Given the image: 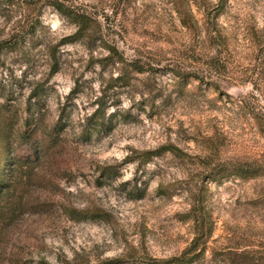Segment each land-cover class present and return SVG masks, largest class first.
<instances>
[{
  "label": "rangeland",
  "instance_id": "rangeland-1",
  "mask_svg": "<svg viewBox=\"0 0 264 264\" xmlns=\"http://www.w3.org/2000/svg\"><path fill=\"white\" fill-rule=\"evenodd\" d=\"M30 2L0 0V264H163L199 199L212 234L191 264L264 252V0H66L100 30L76 41Z\"/></svg>",
  "mask_w": 264,
  "mask_h": 264
},
{
  "label": "trees",
  "instance_id": "trees-1",
  "mask_svg": "<svg viewBox=\"0 0 264 264\" xmlns=\"http://www.w3.org/2000/svg\"><path fill=\"white\" fill-rule=\"evenodd\" d=\"M8 5V7H13L16 4V0H5ZM19 1V0H17ZM30 1L39 2L42 3L44 6H50L57 10L62 16L69 19L71 22H73L76 26V32L74 35L71 36V41L76 40H82L84 38H91L94 37V35L98 34L100 30L96 31V27H98V22L86 11L77 10L72 5L68 4L66 0H23V2H26V5H29ZM30 2V4L34 3ZM207 16L210 17V14L207 13ZM22 22V21H21ZM20 22V23H21ZM211 32L210 36H212ZM219 33V32H218ZM22 38L20 35V31L17 28H14V30L11 32V34L8 36V38L5 40V42L9 43V45H18L21 42ZM105 45V44H103ZM108 50H110L111 55H117L118 52L114 48H110L109 46H105ZM55 61L57 58L53 56ZM117 57V63H126V60L123 56ZM119 57V58H118ZM128 63V62H127ZM126 66L132 68L134 71L138 73H144L145 67L143 64H141V60H134L127 64ZM122 76L120 75L119 78ZM195 78L197 81H200V78L196 76ZM102 109V106L98 108L91 116L87 117V121L90 122L94 118L98 117V113ZM102 121V120H101ZM258 121L261 124L262 132L264 133V124L262 123V120L258 117ZM103 123V122H102ZM100 127L99 120L97 119L95 124L92 126V131H97V129ZM105 124H102L101 128H104ZM170 151L171 153L178 154L180 150L176 148L175 146L168 145V146H162L157 151L150 153L148 156L149 158H152L154 155H161L165 152ZM147 157L146 160L147 161ZM244 166V165H243ZM248 167V168H247ZM250 167V169H249ZM260 171L261 167L259 165L252 164V166L247 165L246 168L240 167L236 168L235 174L237 176L243 177L241 175H246L244 177H247L248 175L251 177H255L259 175V173H262ZM247 179V178H244ZM202 194V192H200ZM202 198L201 196H198V199ZM261 199H264V193L260 197ZM198 202L191 208V211L189 212L190 217H193L194 220L198 223V232L196 233V237L194 238L190 248L181 256L171 258L170 260H166L163 262V264H191L192 262H195L198 258L201 257V255L204 254L205 250L207 249L208 240L212 234V222L206 214L205 209L203 207V200L199 199ZM224 253V252H223ZM226 255H229L228 259H225L224 264H264V252L262 250H252L247 245H239L231 250H226Z\"/></svg>",
  "mask_w": 264,
  "mask_h": 264
}]
</instances>
